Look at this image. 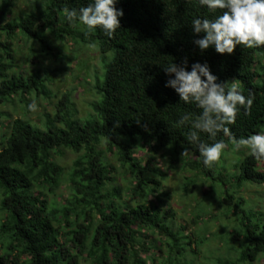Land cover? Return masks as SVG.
I'll return each mask as SVG.
<instances>
[{
	"label": "trees",
	"instance_id": "16d2710c",
	"mask_svg": "<svg viewBox=\"0 0 264 264\" xmlns=\"http://www.w3.org/2000/svg\"><path fill=\"white\" fill-rule=\"evenodd\" d=\"M88 2L45 0L43 8L5 23L9 5L0 6V37L5 36L0 40L4 53H0V104L15 96L49 93L48 78L13 70L12 44L17 39L39 42L44 54L53 51L48 34L81 46L98 45L104 64L102 79L96 83L99 99L91 104L93 114L85 120L66 112L62 119L56 117L60 126L54 120L38 126L17 118L7 131L0 129V264H81L82 256L92 264H154L140 257L145 230L168 238L170 251L176 255L172 264H190L177 257L186 252L183 245L191 242L184 243L188 236L172 227L173 211L163 208L161 195L157 203L148 200L161 186L160 180L149 178V172L159 178L166 175L151 160L162 150L173 162L190 153L197 157L193 167L207 177L213 168H205L199 153L189 145L188 126L176 125L181 114L192 113L195 119L200 110L179 101L174 90L164 86L167 76L161 66L172 60L181 64L187 58L190 70L192 63L207 62L219 82L236 83L253 102L248 114L241 110L229 128L235 137H247L262 132L264 125V47L237 46L230 55L213 49L201 53L192 43L197 37L191 32V20L214 14L197 0H119L117 7L124 15L114 36L108 38L99 29L86 36L84 25L79 21L70 25L64 10L79 9ZM4 115L0 111V119ZM117 122L119 126L114 127ZM201 136L211 142L206 134ZM217 139L231 144L223 134ZM103 142L110 151L117 150L119 161L136 182L130 189L133 203L122 200V188L114 185L112 170L98 150ZM139 144L149 149L151 167H142L135 156ZM63 149L83 154L74 161L70 194L59 206L43 190L53 192L60 183L63 168L54 156ZM263 161L247 155L238 165L237 182L263 184L264 173L257 170ZM241 225L232 233L233 240L241 239L245 245L239 261H254L264 254V222ZM221 264L237 263L227 260Z\"/></svg>",
	"mask_w": 264,
	"mask_h": 264
},
{
	"label": "rangeland",
	"instance_id": "374dc122",
	"mask_svg": "<svg viewBox=\"0 0 264 264\" xmlns=\"http://www.w3.org/2000/svg\"><path fill=\"white\" fill-rule=\"evenodd\" d=\"M4 3L9 5L5 23L43 8L45 0H0V6ZM48 37L53 42L51 54L42 53L41 45L36 41L17 39L13 42V70L21 74L38 73L48 78L49 93L15 96L11 102L0 104V111L5 113L0 119L1 131H7L17 118H25L41 126L48 120L56 121L58 115L62 119L66 112L81 120L93 114L91 104L100 96L96 90L97 79L104 72L103 54L98 49L99 46H81L73 40L60 41L50 34ZM0 40L3 42L5 36L0 37ZM0 53H3L1 46ZM111 55L110 52L107 57L110 56V59ZM32 101L37 105L35 111L27 108ZM56 123L62 125L61 121ZM134 149L141 166L151 167L148 164L151 160L149 149L142 148L140 144ZM98 150L104 154L108 167L112 170L114 185L123 190L122 200L133 203L135 198L130 189L136 182L119 161L115 154L117 150L110 151L104 142ZM81 154L83 151L76 153L71 149H63L61 154L54 156L55 161L63 168V173L53 192L43 190L50 202L56 201L59 206L66 202L70 194L69 174L74 161ZM247 155L246 150L236 151L232 144L228 145L221 163L213 167L210 177L193 167L197 157L190 153L186 154V158L173 162L169 154L162 150L151 160L154 168L166 175L159 178L157 174L153 176V172H149V178H157L161 181V186L155 193L148 195V200L157 203V195H161L163 208L173 211L172 227L188 236L184 243L191 242V245H183L188 254L185 252L177 256L181 262L221 264L230 260L237 264H264V254H259L254 261H239L245 245L243 240L235 241L232 238V233L241 229L242 222H249L252 226L264 222V183L246 181L240 185L236 179L240 174L238 165ZM257 170L264 173V161L258 165ZM143 233L145 240L139 247L140 257L147 263L172 264L176 255L175 251H170L168 238L159 232L145 230ZM80 263L92 264V261L82 256Z\"/></svg>",
	"mask_w": 264,
	"mask_h": 264
},
{
	"label": "clouds",
	"instance_id": "9594fccd",
	"mask_svg": "<svg viewBox=\"0 0 264 264\" xmlns=\"http://www.w3.org/2000/svg\"><path fill=\"white\" fill-rule=\"evenodd\" d=\"M118 3L119 0H89L79 9H65V18L70 25L77 21L84 25L86 36L99 29L112 38L121 28L120 18L124 15ZM197 3L214 14L212 18L197 16L191 20V32L197 37L192 43L201 53L213 49L218 54L230 55L237 46L264 47V0H197ZM161 69L167 76L164 86L174 90L179 101L200 110L195 119L192 113L181 114L176 125L188 126L187 141L199 153L205 168L211 169L222 161L228 145L224 139H217L220 134L231 141L234 150L244 149L253 158L264 160V132L237 138L229 128L241 110L248 114L251 96H245L236 83L219 82L207 62L192 63L188 70L185 58L181 64L172 60ZM36 107L35 101L27 105L29 111H35ZM118 126L117 122L114 127ZM201 134H206L211 142L202 139Z\"/></svg>",
	"mask_w": 264,
	"mask_h": 264
}]
</instances>
